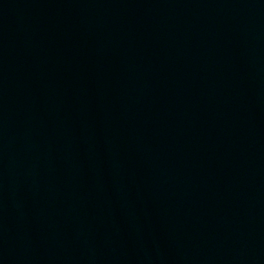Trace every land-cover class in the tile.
<instances>
[{"label":"water","instance_id":"95a60500","mask_svg":"<svg viewBox=\"0 0 264 264\" xmlns=\"http://www.w3.org/2000/svg\"><path fill=\"white\" fill-rule=\"evenodd\" d=\"M0 264H264V0H0Z\"/></svg>","mask_w":264,"mask_h":264}]
</instances>
